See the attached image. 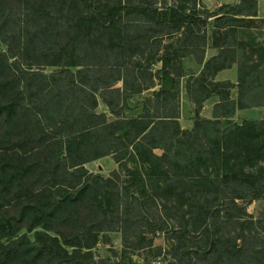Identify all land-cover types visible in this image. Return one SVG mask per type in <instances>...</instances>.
Instances as JSON below:
<instances>
[{"label":"trees","instance_id":"16d2710c","mask_svg":"<svg viewBox=\"0 0 264 264\" xmlns=\"http://www.w3.org/2000/svg\"><path fill=\"white\" fill-rule=\"evenodd\" d=\"M100 1L0 0V41L8 49L0 50V264H96L91 249L99 233L132 224L166 228L158 212L149 221L141 210L135 217L120 209L123 199L110 179L84 166L110 154L121 166L126 153L140 170L135 178L140 193L190 206L192 234L206 230L207 248H192V264H242L234 262V246L227 256L218 253L217 220L228 223L231 215L220 211L242 210L264 193V120L241 125L221 120L234 109L228 99L232 84L209 79L236 62L239 97L264 104V46L244 52L236 42H223L216 44V55L203 60L208 19L237 14L253 19L256 1L238 0L209 11L199 0H176L201 5L204 16L185 5L153 7L151 0H118L107 8ZM245 6L252 8L246 14ZM220 31L222 36L237 32L229 25ZM46 33L57 35L73 56L50 74L23 59L32 52L53 53L54 46L38 50L32 45ZM177 34L175 44H161L162 36ZM150 40L161 44L160 68L145 85L140 77L149 65L138 57ZM188 55L203 63L186 83L197 109L211 93L222 101L214 119L196 117L191 130L181 129L178 121L179 82L172 71ZM118 81L122 88L115 86ZM156 83L159 88L143 99L140 112L126 116L127 98ZM97 94L116 119L96 111ZM105 94L118 101L123 94L122 106L116 110ZM191 164L192 175L185 174ZM244 223L255 234L264 233V219ZM33 230L29 239L26 232ZM257 247L264 254V245Z\"/></svg>","mask_w":264,"mask_h":264},{"label":"rangeland","instance_id":"374dc122","mask_svg":"<svg viewBox=\"0 0 264 264\" xmlns=\"http://www.w3.org/2000/svg\"><path fill=\"white\" fill-rule=\"evenodd\" d=\"M117 3H119L118 0L100 1L102 8L111 7ZM148 5H152L153 7L157 6L158 8L170 5H185L191 12L192 9L195 8V11H198L200 15H205L201 5L192 7V3L190 2L182 3L176 0H151ZM251 9L250 6H245L241 11L246 14L250 12ZM227 25L231 26V28H236L237 32L235 35L228 33V35L222 36L220 28ZM205 28L208 30L209 45L211 42L215 45L223 42H236L238 43V47H241L244 52H247L249 49H258L264 33V23L262 20L255 18L249 19L246 15L241 14L224 17L222 19L221 17L209 18ZM50 31L47 32L49 33ZM48 33L34 39L32 45H35L34 48L38 50L54 46L53 53L36 56L35 52H32L30 56L25 57L27 59L23 57L25 62L32 63L33 69L46 74L60 70L61 66L58 64L63 62L69 64L73 60L69 46L61 44V39L57 37V35L51 36ZM179 34L162 36V39H160L163 40L161 44L167 42H173V44H175V36ZM149 43L150 44H146L145 46V53L142 55L139 54L141 57H138V59L142 60V64L149 65V70L143 71L146 73L140 77L141 82L145 85L148 84L151 77L157 75L158 69L160 68V63L157 61V58L161 54L159 53L160 50H158L161 48V44L158 43L154 46L151 40ZM0 50L8 52L6 44L2 41H0ZM215 53L216 51L209 47L206 54L210 56ZM15 59L16 57L11 58L10 61ZM134 60L135 59L132 61ZM70 68L75 70V67ZM200 70L201 65L198 64L196 58L192 55L180 59V67H173L172 69L173 76H176L179 87L181 86V94L179 97V123L182 128H190L196 115L192 100L186 95L185 86L187 82H192V78L197 77ZM154 80L157 82L156 79ZM128 81L129 84L127 85H129L128 87L130 89L132 86L130 77ZM167 83L169 84V82ZM121 85V81L115 84V86ZM149 92L150 90H146V92L133 95L131 99H128L127 105L129 107L124 110L125 115L134 117L139 113L142 101ZM104 96L105 99L109 100L112 104H116V110L123 104V94H121V99L119 101L113 94H105ZM97 97L98 104L96 110L98 112H105L109 120L116 119V116L109 111L106 102L99 94H97ZM205 114L206 113L203 111V115ZM155 152L160 154L161 150L156 149ZM121 161L125 163L119 166L114 160V157L110 154L88 161L84 166L89 172L101 174L105 178L110 179L111 186L121 193L123 201H120V209L129 210L130 214L135 217L138 216L141 210L145 213L149 221H154V219L157 218L156 212H158L160 219L165 222L166 228L163 230H152L147 224L140 226V228H136L135 224H132L126 225L125 229L118 227L114 230L101 232L98 235V242L91 249L94 262L96 264H192V248L204 250L207 248V243H205L206 230H204V227L192 234V209H187L190 206H176L173 197L169 199L170 201H166L164 197L159 195H151L150 193L145 195L144 193H140L138 191L139 183L135 181L136 173L140 170H136L137 165L127 153L123 156ZM183 172L192 175V164L183 169ZM148 190H150V187H148ZM128 201H130L129 204ZM239 203H241V201H239ZM220 214L221 216L225 214L231 216L228 223H223L221 218L217 220V234L220 238L218 253L227 256L229 254V246L231 245L234 246L231 250L238 252V259L235 257L234 262L242 264H263L264 254H258L256 249L258 248L257 245H264V233L259 232V234H255L253 230L246 229V223L244 222L247 220L258 221L264 219V193L258 199L248 202L246 207L244 209L242 208V210L228 207L220 211ZM254 227L258 228V224H255ZM39 229L40 228H36L35 230ZM184 231L186 233H184ZM23 232H25L24 229L21 230L19 234ZM26 234L29 239L34 238V230L26 232ZM50 234L54 235L53 233ZM141 237L145 238V240L143 241L140 239ZM189 252H191V254H189Z\"/></svg>","mask_w":264,"mask_h":264},{"label":"crops","instance_id":"0c3cea01","mask_svg":"<svg viewBox=\"0 0 264 264\" xmlns=\"http://www.w3.org/2000/svg\"><path fill=\"white\" fill-rule=\"evenodd\" d=\"M255 1H256V15L255 16H251V17H253L255 19H260L264 23V0H255ZM199 2L207 10L212 11V10H215L216 8H218V7H220V6L224 5V4L236 3V2H238V0H199ZM206 32H207V43H206V46H205V55H204L203 62L205 60H207L208 58H210L211 56L216 55L217 51H218V48H219V46L213 44V42H211L210 45L208 44L209 38H208V30L207 29H206ZM261 44L264 46V33H263V36L261 38ZM209 47L212 50H215L216 53L215 54H211L210 56H207L206 53H207ZM198 64L201 65V69H202L203 63H198ZM209 80L214 81V82H224L225 81V82H229L230 84H232V86L228 88V90H229L228 99L230 101H233L234 109H233L232 113L230 115H228L227 117L221 116V120L228 119V120L232 121L233 123H235L237 125H241L243 123V121H246V120L247 121H261V120H264V104H261V103H249V102H246V99L239 97V89H238V86H237L238 85V68H237V63L236 62L231 63V65L228 66V67H225L223 69L218 70L216 72V74L214 75V77L212 79H209ZM121 84H122V82H121ZM116 87L122 88V85L121 86H116ZM208 87L211 88L210 85H208ZM158 88H159V84L156 83L154 86L149 87L147 89H144L140 93H132L127 98V100L131 99V97L133 95H139V94H141L143 92H146V90L147 91L150 90L149 93L151 94L154 90H157ZM185 92H186V95L188 96L187 90H186V86H185ZM149 93H147L145 95V97L150 95ZM180 94H181V86L179 87V92H178V103H179ZM188 98L190 99L189 96H188ZM127 100H126V102H127ZM220 102H222V101L220 100V97H219V95L217 93H211L210 95H208L202 101V104L200 106V110L197 109L196 104L194 103V101H192V104L195 107L194 108L195 109L194 112L196 114L194 119H193L192 126L190 128H182L180 126L181 129L191 130L193 128V126H194V120L196 119V117H201V118H206V119H214L215 112L219 111L218 108L216 109V106ZM97 104H98V101H97ZM106 106H107V104H106ZM128 107L129 106L126 105V107H124L123 111L125 109H127ZM140 110H141V108H140ZM203 111L206 113L205 115H203ZM178 121H179V118H178Z\"/></svg>","mask_w":264,"mask_h":264}]
</instances>
